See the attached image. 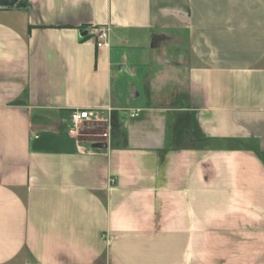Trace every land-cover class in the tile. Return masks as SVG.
<instances>
[{
	"label": "crops",
	"instance_id": "obj_1",
	"mask_svg": "<svg viewBox=\"0 0 264 264\" xmlns=\"http://www.w3.org/2000/svg\"><path fill=\"white\" fill-rule=\"evenodd\" d=\"M0 264H264V0H0Z\"/></svg>",
	"mask_w": 264,
	"mask_h": 264
},
{
	"label": "built area",
	"instance_id": "obj_2",
	"mask_svg": "<svg viewBox=\"0 0 264 264\" xmlns=\"http://www.w3.org/2000/svg\"><path fill=\"white\" fill-rule=\"evenodd\" d=\"M95 44L97 47L105 45L108 36V25H97L94 27ZM131 116H136V111L130 113ZM70 124L67 132L76 136L79 134V129L85 122L91 123H106V115L103 112H98L92 109H73L70 112ZM103 137H107V131L102 132Z\"/></svg>",
	"mask_w": 264,
	"mask_h": 264
},
{
	"label": "rangeland",
	"instance_id": "obj_3",
	"mask_svg": "<svg viewBox=\"0 0 264 264\" xmlns=\"http://www.w3.org/2000/svg\"><path fill=\"white\" fill-rule=\"evenodd\" d=\"M82 129H83V131L85 132V133H93V132H95V130H93V129H88V128H86L85 126H84V124L82 125ZM93 138V137H92Z\"/></svg>",
	"mask_w": 264,
	"mask_h": 264
},
{
	"label": "water",
	"instance_id": "obj_4",
	"mask_svg": "<svg viewBox=\"0 0 264 264\" xmlns=\"http://www.w3.org/2000/svg\"><path fill=\"white\" fill-rule=\"evenodd\" d=\"M104 146H105L104 143H95V144H93V147H98V148L104 147Z\"/></svg>",
	"mask_w": 264,
	"mask_h": 264
}]
</instances>
